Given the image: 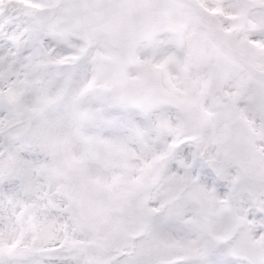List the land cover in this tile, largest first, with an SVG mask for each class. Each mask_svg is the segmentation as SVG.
Returning <instances> with one entry per match:
<instances>
[{
	"label": "snow or ice",
	"instance_id": "1",
	"mask_svg": "<svg viewBox=\"0 0 264 264\" xmlns=\"http://www.w3.org/2000/svg\"><path fill=\"white\" fill-rule=\"evenodd\" d=\"M0 264H264V0H0Z\"/></svg>",
	"mask_w": 264,
	"mask_h": 264
}]
</instances>
